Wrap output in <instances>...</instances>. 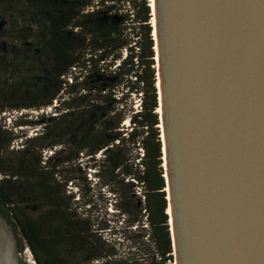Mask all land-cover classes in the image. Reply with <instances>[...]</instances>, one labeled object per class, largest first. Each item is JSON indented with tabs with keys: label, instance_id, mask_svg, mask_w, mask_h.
Returning <instances> with one entry per match:
<instances>
[{
	"label": "trees",
	"instance_id": "16d2710c",
	"mask_svg": "<svg viewBox=\"0 0 264 264\" xmlns=\"http://www.w3.org/2000/svg\"><path fill=\"white\" fill-rule=\"evenodd\" d=\"M151 19L149 0H0V114L60 98L53 115L21 116L11 127L0 120V211L19 236L18 253L28 247L34 264L174 261ZM95 76L114 81L102 86ZM128 95L138 97L139 109L126 114ZM23 126L39 129L27 136L17 130ZM129 144L142 150L139 163L129 158ZM98 153L94 174L116 210L144 217L147 243L131 256L117 258L103 227L79 205L78 182L87 181L79 158ZM62 166L76 175H64Z\"/></svg>",
	"mask_w": 264,
	"mask_h": 264
},
{
	"label": "water",
	"instance_id": "95a60500",
	"mask_svg": "<svg viewBox=\"0 0 264 264\" xmlns=\"http://www.w3.org/2000/svg\"><path fill=\"white\" fill-rule=\"evenodd\" d=\"M176 264H264V0H153ZM0 211V264H19Z\"/></svg>",
	"mask_w": 264,
	"mask_h": 264
},
{
	"label": "rangeland",
	"instance_id": "374dc122",
	"mask_svg": "<svg viewBox=\"0 0 264 264\" xmlns=\"http://www.w3.org/2000/svg\"><path fill=\"white\" fill-rule=\"evenodd\" d=\"M124 7L122 8L123 11ZM124 54V53H123ZM103 69H105L106 64H102ZM101 73L103 71L101 70ZM95 81L101 84L102 86L112 85L113 79L107 78L105 76H95ZM119 91H122L120 89ZM60 102V98L54 100L53 104L50 107H44L43 111L35 112V110H22L5 112L0 114V120L3 122L6 127H11L13 119L19 118L22 116V120H35L40 115H53L55 112L54 107L58 106ZM124 111L126 114L130 113L131 110L136 111L139 109L138 107V97L135 95H128L127 99L124 102ZM120 130L126 131V129L130 130V125L128 124V117L125 118L119 125ZM22 129V131L26 132L27 136L34 135L35 132L39 129V126H23L17 127V130ZM20 140L14 143V145H18ZM52 151H46L44 154L46 156L51 155ZM126 151L130 159L136 162V155L139 151L138 147H133L131 144L126 146ZM100 153V152H99ZM96 154L93 158H88L87 156H80L79 165L81 168V173L85 171L86 173V182L79 181L78 192L75 184L68 183L67 189L80 194L79 205L81 207V211L90 215L94 220L95 224L103 227L102 235L110 242V244L116 250V257H127L131 256L137 251L138 246L144 247V244L147 243L145 234V224L144 217L139 219L138 217H133L130 215H121L114 206V197L113 194L107 189L104 185V181L102 179L98 180L96 174H94V170L92 165L98 163V158H100L101 154ZM60 161V158H58ZM63 167V166H62ZM77 171L73 170L72 167L67 166L63 167L64 175H76ZM132 187L131 185L129 186ZM139 192L133 194H138ZM24 249L19 253V260L25 264H30L26 262L25 256L23 254ZM91 264H103L101 260L93 261Z\"/></svg>",
	"mask_w": 264,
	"mask_h": 264
},
{
	"label": "bare ground",
	"instance_id": "6f19581e",
	"mask_svg": "<svg viewBox=\"0 0 264 264\" xmlns=\"http://www.w3.org/2000/svg\"><path fill=\"white\" fill-rule=\"evenodd\" d=\"M149 3H150V7H151V10H152V19H151V23H152V27H153V32H152V36H153V39H154V50H155V52H156V49H157V47H156V34H155V19H154V5H153V0H149ZM155 61L157 62V56H156V53H155ZM158 76V73L156 74V77ZM156 86H157V89H158V87H159V83H158V77H157V81H156ZM157 112L160 114L161 113V110H160V106H158V108H157ZM159 127H161V124L159 125ZM161 137H162V133H161ZM163 151V150H162ZM162 155H163V157H162V160H163V167H165V158H164V153L162 152ZM164 177H166V173H165V171H164ZM165 192H166V197H167V199H168V189H167V187L165 188ZM168 206V205H167ZM166 213H167V215H168V217L170 216V209H169V207H167V210H166ZM169 222V225H170V223H171V219H170V217H169V220H168ZM172 264H176V262H174L173 261V263Z\"/></svg>",
	"mask_w": 264,
	"mask_h": 264
},
{
	"label": "built area",
	"instance_id": "2783aa9c",
	"mask_svg": "<svg viewBox=\"0 0 264 264\" xmlns=\"http://www.w3.org/2000/svg\"><path fill=\"white\" fill-rule=\"evenodd\" d=\"M138 107H139V101H138ZM136 110H138V109H136ZM21 111H22V110H21ZM21 111H19V112H21ZM38 111L42 112V111H43V108H41V109H39V110H35V112H38ZM50 152H51V151H49V153H50ZM137 153H138V155L136 156V162L139 163V160H140L141 156L143 155V153H142V150H140V149H139V151H138ZM139 167H140L141 170L143 169V167H142L141 164L139 165ZM135 200H136L137 207H140V206H141V202L144 201V196H142L141 199H137V198H136ZM142 212L144 213L145 210L143 209ZM145 226H146V225H145ZM23 254H24V256H25V260H26V262H28V263H30V264H34L33 257H32V255H31V252H30V250L28 249V247H25V248H24Z\"/></svg>",
	"mask_w": 264,
	"mask_h": 264
}]
</instances>
